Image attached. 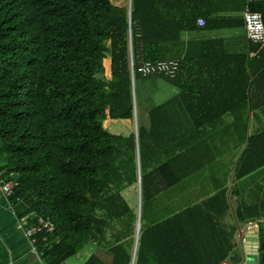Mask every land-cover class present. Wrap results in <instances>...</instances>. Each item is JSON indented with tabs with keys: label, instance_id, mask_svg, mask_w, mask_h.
I'll use <instances>...</instances> for the list:
<instances>
[{
	"label": "trees",
	"instance_id": "1",
	"mask_svg": "<svg viewBox=\"0 0 264 264\" xmlns=\"http://www.w3.org/2000/svg\"><path fill=\"white\" fill-rule=\"evenodd\" d=\"M246 5L247 0H132L129 17L128 6L113 0H0V166L17 185L13 201L22 199L31 217L54 227L52 236L39 235L46 264H66L92 247L111 254L110 264L227 259L235 233H229L224 255L198 262L200 231H188L181 215L161 220L153 207L161 189L181 180L183 161L197 153L183 145L179 118L184 67L190 62L187 55L184 59V34L243 28ZM250 9L264 21V1H253ZM248 53L260 67H253L248 54L235 57L243 99L235 113H255L262 106L248 92L264 90V43L248 40ZM169 60L180 62L174 79L137 73L143 62ZM139 88L147 96L151 129L139 122L137 135L108 132L111 120L133 121L135 114L139 120L140 104L145 107ZM184 106L196 129L226 124L199 118L194 110L202 112V103ZM249 123L236 118L223 129L230 134L225 137L247 146L237 168L240 182L264 167V129L250 133ZM139 186L142 215L135 251L138 216L124 195ZM222 194L227 198V191ZM254 207L243 203L237 209L240 223L264 219V201ZM83 264L109 263L93 254Z\"/></svg>",
	"mask_w": 264,
	"mask_h": 264
},
{
	"label": "crops",
	"instance_id": "2",
	"mask_svg": "<svg viewBox=\"0 0 264 264\" xmlns=\"http://www.w3.org/2000/svg\"><path fill=\"white\" fill-rule=\"evenodd\" d=\"M203 27L198 25L199 29ZM238 54H248L253 67H260L258 59L248 53L245 27L184 34V59L187 55L190 62L184 67L183 116L179 118H183V145L192 150L197 149V153L183 161V167L178 172L183 175L181 180L172 188L161 189L156 195L155 204L160 206V210L155 216L165 221L181 215L180 222L185 224L188 231L193 234L200 231L203 240L197 244L200 251L198 262L203 259L213 262L224 255L231 241L229 233L233 232V250L221 264H236L246 255L241 247L247 244L254 227L261 229L260 224L264 223V219L240 223L237 218V209L243 203L248 207H259L264 201V167L247 175L243 181H238L239 160L247 146L238 142L237 138L224 136L227 134L224 130L228 131V126L236 118L250 121V133L264 129L262 87L258 91L252 89L248 92L250 96L255 95L253 102L262 105L261 110L235 113L239 107L237 103L243 102L237 92L238 67L235 57ZM202 73L212 76H202ZM194 88L196 90L192 91ZM195 101L205 105L202 112L194 110L200 113L199 118L224 120L226 124L223 126L218 122L215 129L210 126L196 129L191 113L184 106L193 105ZM135 115L134 122L138 124L135 133H138L139 122L146 130L151 129L149 110L145 109L139 115V120L138 115ZM224 191L228 193L227 198L223 197ZM27 212L25 202L18 204L13 199L8 201L0 194V264H46L39 244L37 252L33 250L30 238L26 235L27 227L20 228L21 220L32 216ZM141 213L139 206L140 224ZM86 251L74 257L81 260L88 254Z\"/></svg>",
	"mask_w": 264,
	"mask_h": 264
},
{
	"label": "built area",
	"instance_id": "3",
	"mask_svg": "<svg viewBox=\"0 0 264 264\" xmlns=\"http://www.w3.org/2000/svg\"><path fill=\"white\" fill-rule=\"evenodd\" d=\"M253 1L263 0H247L246 9L243 13L244 27L247 39L253 43H264V21L259 12H254L250 9V4ZM199 25L204 26L205 21L199 20ZM180 69V62L178 60L157 61V62H143L137 68V73L144 78L154 76H165L170 79L177 77ZM132 75L135 76V69L133 62L131 63ZM17 185L11 180L10 174L6 170L0 168V194L6 199L11 200L15 197V189ZM13 203V202H12ZM16 203L23 204L22 199H17ZM37 220V224L31 225L30 221ZM26 229V235L30 238L33 250L37 252L39 244V235L45 234L52 236L54 234V227L50 222L40 219L36 216L21 220L20 228Z\"/></svg>",
	"mask_w": 264,
	"mask_h": 264
},
{
	"label": "rangeland",
	"instance_id": "4",
	"mask_svg": "<svg viewBox=\"0 0 264 264\" xmlns=\"http://www.w3.org/2000/svg\"><path fill=\"white\" fill-rule=\"evenodd\" d=\"M113 1L115 4H117L119 6H125V5L128 6L129 5V0H113ZM108 60H110V56H109ZM143 90H144L143 88H139V97H143V101H140V103H144V100L147 99V96H144V95H146V93ZM162 98H164V100L162 101V102H164L166 100L165 95H163ZM144 106L145 107L143 109V106L140 104V113L141 112L144 113L145 108L147 110L149 109L148 104L144 103ZM135 127H136V125H135L134 120L126 122V123L122 120H111L107 124L106 129L108 130V132H110L112 134H124V135H126L127 133H130L133 130H135ZM124 197L128 201L131 208L134 210L136 215L138 216V214H139V192H138V190L133 191L132 193L125 194ZM154 206L155 207H153V211H154V215H155V214H158V212L160 210V206L157 203ZM152 218H154V216H152ZM149 222L150 221L145 220L144 225L147 226L149 224ZM140 228H141V225H140ZM117 229H120L119 225H117ZM263 229H264V227H263ZM91 249H92V251H86V252H88V254L85 255V258H83L81 260L79 258H75V257L70 258L68 261H66V264H80L81 261L85 260L86 258H88L90 255H93V254L99 256L102 260L106 261L109 264L112 262V256L106 250H103V249L97 248V247H92Z\"/></svg>",
	"mask_w": 264,
	"mask_h": 264
},
{
	"label": "water",
	"instance_id": "5",
	"mask_svg": "<svg viewBox=\"0 0 264 264\" xmlns=\"http://www.w3.org/2000/svg\"><path fill=\"white\" fill-rule=\"evenodd\" d=\"M128 6H129L128 15L129 17H131L132 0H129ZM133 94H134V101H135L134 85H133ZM134 120L136 121V115H135ZM136 126H137V122H136ZM137 158L139 161L138 141H137ZM139 197L141 198L140 186H139ZM139 206L141 207V201L139 202ZM139 227H140V218L136 226L137 238H136L135 251L138 245ZM241 248L242 250L246 252V255H243L242 259L238 261L236 264H264V235L262 234V232L260 231L258 227H254V233H252L251 237L247 241V244H245Z\"/></svg>",
	"mask_w": 264,
	"mask_h": 264
},
{
	"label": "bare ground",
	"instance_id": "6",
	"mask_svg": "<svg viewBox=\"0 0 264 264\" xmlns=\"http://www.w3.org/2000/svg\"><path fill=\"white\" fill-rule=\"evenodd\" d=\"M141 225V224H140ZM139 232H140V227H139Z\"/></svg>",
	"mask_w": 264,
	"mask_h": 264
}]
</instances>
